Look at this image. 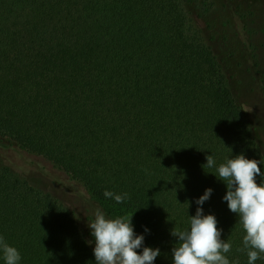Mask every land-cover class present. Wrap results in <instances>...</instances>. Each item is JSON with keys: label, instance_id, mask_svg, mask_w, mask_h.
Here are the masks:
<instances>
[{"label": "trees", "instance_id": "1", "mask_svg": "<svg viewBox=\"0 0 264 264\" xmlns=\"http://www.w3.org/2000/svg\"><path fill=\"white\" fill-rule=\"evenodd\" d=\"M254 3L0 0V149L60 170L107 218L134 213L143 246L160 251L154 264H171L172 229L189 227L210 188L199 207L231 243L230 264H247L226 187L204 165L243 154L264 173L241 98L264 76L243 51L257 34L264 50V8L258 17ZM27 174L0 161V236L19 264H95L68 209ZM106 190L128 198L116 203Z\"/></svg>", "mask_w": 264, "mask_h": 264}, {"label": "clouds", "instance_id": "2", "mask_svg": "<svg viewBox=\"0 0 264 264\" xmlns=\"http://www.w3.org/2000/svg\"><path fill=\"white\" fill-rule=\"evenodd\" d=\"M205 160L204 166L214 167V176L224 183L226 194L222 199L227 202L228 210L236 214L237 223L243 229V247L238 250L246 252L247 264H255L264 257V180L256 182L257 176H264L259 167L260 160L247 159L243 154L225 158L219 165L212 155L206 156ZM211 194L212 189H206L195 201L198 207L195 215L189 217L187 229H172L171 235L177 238V243L171 250V264H230L226 254L231 251V243L221 239L216 217L204 215L199 207ZM103 195L116 203L128 198L127 193L107 190ZM132 215L107 218L101 209L95 210L94 219L87 223L95 244L92 250L95 264H154L160 251L143 246L144 236L135 233ZM138 249L142 251L138 253ZM0 253L4 264H19L21 260L19 251L2 236Z\"/></svg>", "mask_w": 264, "mask_h": 264}, {"label": "rangeland", "instance_id": "3", "mask_svg": "<svg viewBox=\"0 0 264 264\" xmlns=\"http://www.w3.org/2000/svg\"><path fill=\"white\" fill-rule=\"evenodd\" d=\"M254 4L256 13L259 15L263 11L264 3L262 0H256ZM212 10L213 9L210 10L211 13ZM258 17H260V15ZM257 23L256 18L253 29ZM246 36L248 39V35ZM240 37L245 40L244 35ZM243 39H241V41ZM261 40V35L257 34L251 39L253 43L252 46H249L247 50L243 51H245L244 54L247 58L251 59V61L253 59L252 64H258L257 70H259L261 74H264V64L262 62V53H264V50L258 49L259 47L257 46ZM255 55L257 58L254 59L253 57ZM241 98L242 101H244L242 108L248 119V123L255 126L254 128L257 131L259 143L264 147V76L260 80L255 81V83L252 81V84L245 89ZM262 155L264 156L263 149ZM0 161H4L8 166L12 162L20 172L28 173L25 177L33 187L39 191L49 193L60 204L66 207L87 242L89 243V241H92V243L89 244L94 248V240L90 235L91 230L88 228L87 223H91L94 219L95 210L89 208L90 203L88 199L90 200V197L81 184L72 181L63 172L57 170L52 165L44 163V160L37 156H12L10 151L0 149Z\"/></svg>", "mask_w": 264, "mask_h": 264}]
</instances>
